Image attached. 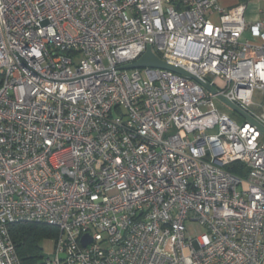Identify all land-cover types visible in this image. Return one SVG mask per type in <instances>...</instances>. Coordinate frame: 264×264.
I'll return each mask as SVG.
<instances>
[{
	"label": "built area",
	"instance_id": "1",
	"mask_svg": "<svg viewBox=\"0 0 264 264\" xmlns=\"http://www.w3.org/2000/svg\"><path fill=\"white\" fill-rule=\"evenodd\" d=\"M245 13L0 0V264H22L15 224L58 231L46 264H264V22ZM149 48L217 94L124 69Z\"/></svg>",
	"mask_w": 264,
	"mask_h": 264
},
{
	"label": "trees",
	"instance_id": "2",
	"mask_svg": "<svg viewBox=\"0 0 264 264\" xmlns=\"http://www.w3.org/2000/svg\"><path fill=\"white\" fill-rule=\"evenodd\" d=\"M9 231L22 264H46V259H42V243L57 238L55 228L42 224H15Z\"/></svg>",
	"mask_w": 264,
	"mask_h": 264
},
{
	"label": "water",
	"instance_id": "3",
	"mask_svg": "<svg viewBox=\"0 0 264 264\" xmlns=\"http://www.w3.org/2000/svg\"><path fill=\"white\" fill-rule=\"evenodd\" d=\"M145 67L168 70V71H171V72L183 75V76L191 77V78L197 80L198 82H200L212 94H214V95L217 94L216 89H214V88L208 86L207 84L199 81L197 78L190 75L184 69H182L178 66L169 64V63L164 62L161 59H159L158 56L152 51L151 48H149L147 50V52L137 62H135L132 65L126 66L124 69H136V68H145ZM218 100L221 101L223 104H225L232 112H234L235 114H237L238 116H240L244 120H248V121L251 120L237 106L228 102L225 98L219 96ZM263 132H264V130H263ZM89 243H91V238L87 235L84 236L82 239L83 246H87ZM49 257L50 256L43 254L42 259H48ZM61 258H62V260H64L65 256H62Z\"/></svg>",
	"mask_w": 264,
	"mask_h": 264
},
{
	"label": "crops",
	"instance_id": "4",
	"mask_svg": "<svg viewBox=\"0 0 264 264\" xmlns=\"http://www.w3.org/2000/svg\"><path fill=\"white\" fill-rule=\"evenodd\" d=\"M220 5L225 10H230L239 5L246 7L245 19L248 24H255L256 22H264V0H220ZM217 16H215V19ZM252 36L249 32H245L243 40H251ZM257 95V94H256ZM264 99V94L259 93ZM259 104H264V101H257ZM261 108H259V111Z\"/></svg>",
	"mask_w": 264,
	"mask_h": 264
},
{
	"label": "rangeland",
	"instance_id": "5",
	"mask_svg": "<svg viewBox=\"0 0 264 264\" xmlns=\"http://www.w3.org/2000/svg\"><path fill=\"white\" fill-rule=\"evenodd\" d=\"M256 101H264V99L257 94L256 95ZM216 104L218 107L221 108V110H224L226 112L231 113L235 118H237L238 120L242 121L243 118H241L240 116H238L237 114H235L234 112H232L225 104H223L221 101L217 100ZM187 229H188V234L191 236H197L199 234H202L205 232V230L200 227L198 224H187ZM42 247H43V254L51 256L54 254L55 251V241L54 240H45L42 243Z\"/></svg>",
	"mask_w": 264,
	"mask_h": 264
}]
</instances>
